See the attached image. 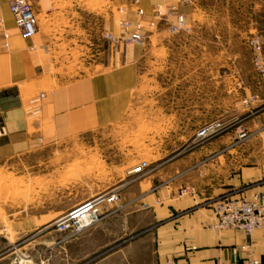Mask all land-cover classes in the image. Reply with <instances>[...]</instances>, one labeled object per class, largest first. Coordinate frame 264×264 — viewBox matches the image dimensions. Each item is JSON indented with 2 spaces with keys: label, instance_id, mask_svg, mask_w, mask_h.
<instances>
[{
  "label": "rangeland",
  "instance_id": "obj_1",
  "mask_svg": "<svg viewBox=\"0 0 264 264\" xmlns=\"http://www.w3.org/2000/svg\"><path fill=\"white\" fill-rule=\"evenodd\" d=\"M24 1L38 20V32L24 41L31 53L40 55L43 78L62 83L118 63L116 51L122 45L104 34L118 35L122 19L145 26L146 56L136 95L122 121L70 140L39 141L31 150L0 161V264H156L157 224L151 222L150 209L143 207L146 190L152 188L151 174L130 170L142 159L156 161L180 148L203 145L196 133L214 120L225 122L227 128L206 140L227 135L234 152L259 146L264 153V133L258 132L264 125V108L257 92L264 85V0H198L206 14L212 10L211 18H197L193 1L175 0L183 4L179 9L188 27L175 34L169 32L174 15L164 0L153 5L148 1V8L144 0ZM157 5L166 14L156 17L152 6ZM195 24L203 27L201 33L193 34ZM228 26L233 34L225 33ZM9 28L17 32L7 0H0V50L9 49L3 46L4 32L11 36ZM250 29L245 37L237 33ZM212 32H221L231 42L227 57L211 58L217 48L195 45L210 40ZM254 37L260 40V50L250 45ZM259 52L263 71L255 62ZM26 89L0 77V110L2 102L22 98L33 118L30 99L46 88ZM1 116L0 112V126ZM240 126L251 134L243 142L237 140ZM170 179L154 177L153 186L159 189ZM117 185H122L120 201L102 204L96 224L80 230L54 224L85 200Z\"/></svg>",
  "mask_w": 264,
  "mask_h": 264
},
{
  "label": "crops",
  "instance_id": "obj_2",
  "mask_svg": "<svg viewBox=\"0 0 264 264\" xmlns=\"http://www.w3.org/2000/svg\"><path fill=\"white\" fill-rule=\"evenodd\" d=\"M148 1L150 4L160 2L144 0L146 8ZM164 1L167 8L176 5L182 13L179 7L183 4L175 0ZM197 1L193 0V14L197 18L213 17L212 10L206 14ZM154 9L152 6L153 12ZM132 17L136 19L137 15L132 14ZM192 27L193 34L202 32V26L195 24ZM9 29H12L9 49L0 50L1 80L27 86L26 90L33 91L44 86L46 96L39 114L33 118L22 98L2 102L0 137L6 136L7 140H0V161L31 150L39 141L70 140L125 118L139 85L140 64L146 56L143 44L122 45L116 51L118 63L74 80L55 83L52 77H42L40 55L28 50V43L19 30ZM233 29L228 26L225 33L233 34ZM251 31L239 30L237 33L245 37ZM202 44L204 48L219 50L210 54L211 58L227 57V50L232 48L221 32H212L208 41L195 42L199 47ZM257 92L263 109L264 85ZM19 96H22L21 92ZM201 144L178 148L173 155L151 161L148 179L152 188L146 190L143 207L150 209L151 222L157 224L153 238L156 264L172 261L174 264H236L234 247L239 249L241 256L238 264H243L246 257L264 260V229H257L248 236L238 230H214L211 227L217 200L249 199L254 193L264 191L263 148L256 146L251 152L247 149L234 152L233 140L227 135ZM250 159V164H234L237 160ZM154 177L171 179L167 185L164 183L155 189Z\"/></svg>",
  "mask_w": 264,
  "mask_h": 264
},
{
  "label": "built area",
  "instance_id": "obj_3",
  "mask_svg": "<svg viewBox=\"0 0 264 264\" xmlns=\"http://www.w3.org/2000/svg\"><path fill=\"white\" fill-rule=\"evenodd\" d=\"M183 4H190L193 0H177ZM140 0H136L139 3ZM9 10L14 18L19 34L24 40L32 39L38 32V20L36 14L29 2L24 0H7ZM174 15L171 21L169 32L172 34L179 33L183 29H187L186 16L179 13L177 7L170 6L166 8ZM138 14L144 15L142 8L137 9ZM155 16H162L166 14L163 12L162 6L157 5L154 9ZM120 33L104 34L113 44L130 45V44H144L147 38V30L142 22L133 23L128 19H122L119 23ZM9 34H3V46L9 47ZM250 45L256 50H260V40L254 37L250 40ZM257 67L263 71L260 52L255 58ZM46 94L44 91L39 92L30 99L31 110L30 113L34 116L39 114L42 100ZM227 128L225 122L221 120H214L201 126L196 133V139L199 142H204L206 139L212 138L223 133ZM258 132L264 133V125L259 128ZM251 134L244 126L238 128L237 140L243 142L249 139ZM152 164L146 159L140 160L130 170L132 174H146L151 172ZM122 185L114 186L113 188L93 196L79 204L71 211L63 214L58 219L54 220V224L61 229H66L71 225H75L78 230L90 227L100 220V208L102 204L118 203L121 199ZM215 221L211 224L214 230L233 229L244 232L248 236H252L255 230L264 229V191L254 193L251 198H223L214 203ZM234 262L240 263L241 256L239 249L233 248ZM243 264H264V260L254 257H246L243 259ZM169 264H174L169 262ZM222 264V263H219Z\"/></svg>",
  "mask_w": 264,
  "mask_h": 264
}]
</instances>
